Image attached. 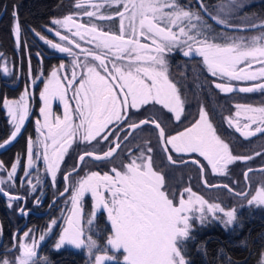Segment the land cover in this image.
<instances>
[{"label":"snow or ice","instance_id":"1","mask_svg":"<svg viewBox=\"0 0 264 264\" xmlns=\"http://www.w3.org/2000/svg\"><path fill=\"white\" fill-rule=\"evenodd\" d=\"M84 2L93 10L82 11V14L89 18V22L93 17H98L99 23L86 27L77 23L73 15H67L63 19L51 21L55 28L45 26L47 31L54 32L64 43H54L32 29L34 35L51 49L73 57L71 74H67L69 65L65 63L51 71L50 78L40 93L44 101V106L40 109L43 124L40 120L36 121L37 137L26 138L25 153L15 155L10 170L0 162V169L6 172V176L0 175V195L7 198L6 206L9 209L14 207V201L25 199L13 191L18 167L25 157L24 174L19 180L21 185L25 181L31 185L32 194L36 192V184L43 183L39 178L33 183V173L29 171L37 166V162L42 161L45 165L43 173L50 177V182L55 187L61 164L74 141L89 145L103 141L109 144L107 151L102 154H96L95 151L84 152L79 156L76 167L64 174L66 187L59 193V197L71 192V208L66 217V226L62 228L52 250L59 251L65 245L86 249L89 258L94 256V261H90V264H104L105 261L117 259L115 254H109L108 246L114 252L122 250L123 264H191L187 245L194 239L192 233L197 226H207L218 221L227 230L236 220L237 210L228 209L221 203L209 202L203 196L193 193L191 187L183 189L178 202L175 193L170 198L165 191L164 177L155 170L153 148L149 142L135 146L139 150L138 155L133 148H129V162H121L120 170L113 167L111 172L114 175L108 172L101 175L99 172L90 171L76 182H72L71 178L84 167L87 158L111 162L110 158H114L123 149L131 134L148 124L154 125L158 143L171 165L185 163L182 159H175L171 153H199L207 160L213 173L223 175L233 162L252 160L254 156L251 155H233L229 143L218 134L203 105L199 108L195 122L175 135H168L163 126L164 121L157 117L142 119L139 123H129V120L132 109L139 110L149 104L160 105V110H167L176 121L182 119L186 98L182 96L178 82L169 78L168 72L167 57L176 51H180L186 58L201 57L207 71L214 78V87L223 94L237 91L232 83L234 81H264V31L250 39L226 36L224 32L215 33L204 17L233 32L264 29V21L259 24L247 23L243 27L234 25L230 17L245 6L240 0H221L216 5L215 15L209 11V6L203 0H198L197 12L185 10L179 0ZM77 9L82 10L83 5L78 4ZM101 10L111 11L113 15H101ZM12 16L15 21L12 35L19 44L21 29L15 6ZM115 19L120 20L118 33L101 30L104 21ZM59 29H66L73 38L62 34ZM75 37L94 45V49L81 48ZM141 38H147L151 43H141ZM72 44L81 49L83 61L73 51ZM36 55L39 57L40 53ZM88 57L98 63H89ZM252 62H255V66ZM32 72L29 60L30 77ZM61 72L65 75L61 76ZM0 74L5 77L15 74V65L10 69L7 61L0 62ZM217 79L221 82H216ZM63 81H67V84L64 85ZM53 84L55 87H52ZM257 90H264V82L238 88L241 93H253ZM68 91L72 92L71 99L75 101V108L68 103ZM50 97H58L64 103L62 118L53 116ZM4 107L8 112L11 130L8 137L0 143V149L13 143L22 132L30 111L28 89L25 88L15 100L5 99ZM242 107L244 112L249 113V123L241 127L238 121L233 124L232 118H226L228 126L235 127V131L244 138L257 133L264 134V107L236 105L237 109ZM253 126L254 130H250ZM255 156H264V152H257ZM192 163L199 162L194 160ZM206 171L207 166L201 165V180L209 188L222 187L235 197L246 199L248 206H264V180L256 187L254 194L250 190L237 192L228 184H208ZM260 171L264 172V167ZM252 172L251 168L244 172L245 180L249 184L252 183ZM185 193L188 194L186 199ZM86 194H90L93 200L90 215L84 213ZM56 198L54 197V202ZM34 203L40 206L39 196ZM17 212L23 216L28 215L25 205H21ZM100 212L107 214L112 229L105 245L98 244L91 231ZM85 215L86 222H82ZM57 223V219H52L47 230L38 239L34 235L35 230L29 229L22 236L19 230L13 233L12 247L0 241V251L3 253L0 264H37V260L42 259L38 257L37 248ZM2 235L3 228L0 225V237ZM29 237L32 238L31 243L28 242ZM14 251L19 254L14 259L9 258ZM259 264H264V255L261 256Z\"/></svg>","mask_w":264,"mask_h":264},{"label":"trees","instance_id":"2","mask_svg":"<svg viewBox=\"0 0 264 264\" xmlns=\"http://www.w3.org/2000/svg\"><path fill=\"white\" fill-rule=\"evenodd\" d=\"M77 1L80 0H0V60L6 58L11 66L15 65V74L9 77H3L0 74V143L8 137L9 127L3 110V100L16 98L23 87L25 86L26 73L29 72V60L33 69V74H41L40 79L47 75L49 69L57 65L63 58L53 54L46 45L42 44L37 36L34 35L32 29L40 32L46 38L50 37L45 29V26L53 27L51 20L62 18L66 15L75 13L78 9L75 7ZM221 0H203V3L209 6V11L215 15V4ZM245 6L234 12L230 20L234 25L243 27L247 23H256L264 21V0H241ZM180 5L184 6L187 3L185 0H179ZM191 3V2H190ZM17 11V17L20 25L19 44H17L12 29L14 18L12 13ZM187 10L199 11V2L192 0ZM111 12V11H106ZM204 19L211 26L215 33L224 32L226 36L251 38L258 36L264 29H255L248 31L226 30L217 25L206 16ZM112 22H116L115 20ZM99 23V22H97ZM104 24V22H103ZM220 42V41H218ZM37 53L40 56L37 57ZM169 78L174 82H178V87L182 96L186 98L185 111L180 121H176L171 114L166 110H160L159 105H145L141 109L131 110V122H137L141 119L157 117L164 121V127L167 129L168 135H175L179 131H183L186 127L191 126L198 118V111L203 105L209 114L213 126L217 129L218 134L226 143H229L230 150L233 155L238 156H254L250 161H235L227 167L226 174L215 175L210 172L206 163L195 153L193 154H175L171 153L177 160H185L194 158L201 165L207 166L205 178L208 184L215 183L228 184L235 191H245L243 182V172L248 168L259 167L264 164V156L256 157L255 153L264 152V134L257 133L252 137L243 138L234 129L228 126L226 118H231L236 110V105H248L254 107H264V90H257L253 93H241L238 90L230 94H223L214 87L213 77L207 71L199 57L186 58L183 57L180 51H176L167 57ZM216 82H221L217 79ZM264 82H232L233 85L250 86L253 83ZM42 81L35 86L32 92V98L38 104L37 94ZM37 106V105H36ZM126 135V133H125ZM33 136V128L27 126L18 134L16 140L0 151V162L8 166L12 163L17 153L24 154L26 148V138ZM145 141L149 142L153 148V163L155 170L160 172L164 177L166 188L165 191L171 194L175 193L176 201L180 199V193L183 189L191 187L192 192L203 196L209 202L221 203L222 206L237 210V218L233 225L227 230L219 223L213 221L207 226H197L193 231V240H190L188 249V259L191 264H258L262 255H264V208H254L244 205L245 200L235 197L223 188L206 189L199 180L198 168L191 164L185 163L180 165H171L166 159L163 150L161 149L157 133L154 127L149 125L142 126L131 134L130 140L121 151L110 158L111 162L100 161L94 162L87 158V163L83 168L78 170V173L73 175L71 180H79L90 171H96L100 174L110 172L113 167H120L121 162L128 163V149L133 148L134 153L138 154L139 150L135 147L142 145ZM92 145L74 141L65 159L61 164L56 178L55 187L52 186L50 179L38 169L35 173L36 177L42 179L43 183L36 184V192L30 194L28 185L20 186L16 179V187L13 190L24 199V204L28 213L26 216H20L17 209L22 205V201H14V207L9 209L7 200L0 196V225L3 228V235L0 241L8 247H12V236L19 230V234L29 229H34V235L42 234L47 230V227L52 219H57L58 223L55 228L48 232L46 240L38 248L37 264H90L94 261V256L89 258L86 249L72 250L71 248H62L59 251L52 249L54 238L57 236L61 223V216L64 215L61 211L67 207L69 194L60 197L56 202L47 209L48 203L57 196L63 189V175L75 168L76 158L79 154L86 151H95L102 153L109 147L108 143L101 141L100 143H92ZM91 149V150H90ZM35 171V170H34ZM0 175L6 176L3 169ZM19 176V172L17 173ZM264 177V172H252L249 184V190H254L258 178ZM36 183V179L34 180ZM5 190H8L7 185ZM40 197V206L35 205L36 197ZM243 205V206H241ZM90 200L88 196L84 199V213L90 215ZM45 212V213H44ZM32 213H44L41 216H35ZM85 215L83 221H86ZM97 239L98 244L105 245L108 235L111 232L110 225L106 220L104 213L100 212L95 219L94 227L91 230ZM221 250L223 252L221 253ZM109 254H115L117 259L114 262L106 264H123L121 252H114L108 246ZM3 253L0 251V256ZM18 252L10 253L9 258L14 259Z\"/></svg>","mask_w":264,"mask_h":264},{"label":"rangeland","instance_id":"3","mask_svg":"<svg viewBox=\"0 0 264 264\" xmlns=\"http://www.w3.org/2000/svg\"><path fill=\"white\" fill-rule=\"evenodd\" d=\"M195 1L198 2V0H195ZM240 1H241V0H240ZM91 2H92V3H103V0H91ZM185 2H186L187 4L184 5L183 7L185 8V10H187L186 7H187L189 4L192 3V0H185ZM190 2H191V3H190ZM220 2H221V1H220ZM220 2H218V3H216V4L214 5V6H215V7H214L215 9H216V5H218ZM78 4H82V5H83V9H82V10L78 9L75 13H73V14H69V15H73V16H74V18L76 19V22H77V23L84 24L86 27H91L94 23L99 22L98 17H93V18H92V21L89 22V18L86 17V16H84V15L82 14V11H91V10H93V9L89 6L88 3H85L84 0L77 1L76 4H75V7H76V8H77V5H78ZM121 10H123V9L121 8ZM216 11H217V9H216ZM101 15H113V12H107V13H106L105 10H101ZM66 16H67V15H66ZM64 17H65V16H64ZM64 17H62V18H55V19H63ZM230 18H231V17H230ZM52 20H53V19H52ZM52 20H51V21H52ZM115 21H116V22H112V21H104V24H103V27H102L101 30H103V31H107V32H117V33H118L120 20H119V19H115ZM125 23H127V20L125 21ZM137 24H138V20H137ZM55 27H56V26L53 25L52 28H55ZM59 30L61 31L62 34H64V35H69L70 39L73 38L72 35H71V33H68L66 29H59ZM45 31H46V33L50 36V37H48V38H46V39H51V40H53L54 43H64V42H61V41L59 40V38L56 37V36L54 35V32H49V31H47L46 29H45ZM73 31H75V28H73ZM37 38H38V37H37ZM38 39H39V38H38ZM74 39H75L77 42H79V43L81 44V48H91V49H94V47H95L94 45H90V44H88L86 40H85V41H80V40H79V37H75ZM39 41H40L42 44L46 45L47 48H48L49 50H51V52H53V54H56V55H58L60 58H63V60H61L57 65L51 67V68L49 69V71L47 72V75H46L44 78H42V79H40V77H41L40 72H39V73H36V74H33V73H32V76H31V77L29 76V72L26 73L25 86L23 87V89H22V91L20 92V94H19L16 98H13V99H7V100H15V99L19 98V96H20L21 93L25 90V88L28 89V103H29L30 111H29V116L26 118V120H25V124L23 125L22 129H23V128H27V126L30 125L31 128H33V136H32L33 139H35V138L37 137V135H38L37 132H36V126H37V125H36V121H37V120H40L41 124H43V116H42V114H41V112H40V109H41V107L44 106V101L42 100L40 93L44 90L45 83L49 80L51 71H52L54 68L58 67L61 63H65V64L69 65V71H68L67 74L70 76V74H71V60L73 59V57H69L67 54H61V53H59L58 51H56V50H54V49H51L47 44L44 43V41H41L40 39H39ZM140 42H141V43H145V44H150V43H151V41H150L149 39H147V38H141V41H140ZM71 47L73 48V51H74L75 53L79 54V59H80L81 61H83V60H84V55H83V53L81 52V49L76 48V47H75V44H72ZM194 57H199V56H194ZM199 58H200L201 61L203 62L202 58H201V57H199ZM4 61H7V65H8V67L11 69L12 66H11L10 62H9L6 58H1L0 62H4ZM88 61H89V63H98V62H93L91 57H88ZM252 63H253L254 66H255V62H252ZM109 67H111V64H109ZM27 68H29V67H27ZM206 69H207V68H206ZM77 71H79V69H77ZM101 74H103L102 71H101ZM60 75L63 76V75H65V73L61 72ZM3 77H5V76H3ZM8 77H9V76H8ZM37 77H39V79H37ZM5 78H6V77H5ZM40 81H42V83H41V85H40V89H39L38 94H37L38 104H36L35 101H34V99L32 98V92H33L35 86H37V85L39 84ZM63 84L66 85V84H67V81H63ZM250 86H252V85H250ZM250 86H248V87H250ZM52 87H55V85L53 84ZM234 87H236L237 90H238V88L241 87V86L234 85ZM242 87H244V86H242ZM67 96H68V98H69L68 103L71 105L72 108H75V101L71 99V97H72V92H71V91H68V92H67ZM4 101H5V100H3V110H4V114H5V117H6V121H7L8 127H9V134H10L11 126L9 125V116H8L7 109L4 107ZM50 104H51V111H52L53 116H60V117L62 118L63 115H64V111H65V105H64V103H62L58 97H50ZM36 105H37V106H36ZM159 106H160V105H159ZM241 106H248V105H241ZM160 107H161V106H160ZM251 107H254V106H251ZM255 108H259V107H255ZM166 111H167V110H166ZM238 111H239V116H237V112H238ZM248 115H249V113L244 112L243 107H242L241 109H237V108H236V110H235L233 116L231 117V118L233 119V124H235V123L238 121L239 124H240V126L243 127V125H244L245 123H249V121H248V119H247ZM173 118H174V117H173ZM78 122H79V121H77V123H78ZM125 126H126V125H125ZM254 127H255V126H253V128L250 129V130H254ZM231 128L235 130V127H231ZM237 133H238V132H237ZM9 134H8V135H9ZM238 134H239L240 136H242L240 133H238ZM242 137H243V136H242ZM114 138H115V137H113V139H114ZM243 138H244V137H243ZM1 143H2V142H1ZM91 145H92L91 147H94L93 144H91ZM1 150H3V149H0V151H1ZM90 150H91V149H90ZM138 154H139V153H138ZM138 154H136V155H138ZM195 154H196L197 156H199V157H200V158L206 163V165H207V160H206L204 157H201V156L199 155V153H195ZM13 161H14V159H13ZM13 161H12V163H13ZM91 161H92V160H91ZM94 162H95V161H94ZM99 162H100V161H99ZM12 163H11V164H12ZM11 164H10V166H11ZM25 164H26V157H25L24 160L21 161V164H20V166L18 167V170H17V173L19 172V176H17L16 179H17V181H18V185H19V187H20V186H23L24 184H25V185H28L29 187H31V185H29L26 181L24 182L23 185H21L20 180H19V177H20L21 175L24 174V165H25ZM125 164H126V163H125ZM207 166H208V169L210 170V172H211L212 174L219 175V173H213V172H212V170H211V166H209V165H207ZM44 167H45V165L42 163V161H40V162H37V166H36L34 169H30V170H29V171H31V172L33 173V183L35 182L34 180L36 179V178H35V177H36V174H37V173H35L36 170L38 169L39 172H42L43 169H44ZM116 168H117V170H120V167H119V166L116 167ZM111 169H112V168H111ZM111 169H110L109 174H110V175H114V173L111 172ZM9 170H10V167H9ZM34 170H35V171H34ZM0 171H1V169H0ZM101 175H103V174H101ZM48 178L50 179V177H48ZM262 180H264V177L260 176V177L258 178V180H257V184L255 185L254 190L252 191V194L255 193V189H256V187L259 186V184H260V182H261ZM76 181H78V180H74V182H76ZM247 191H249V188H248ZM67 194H69V199H68V202H67V207H66V208H63V209L61 210V211L63 212L64 215L61 216V223H60V226H59V230H58L57 236L54 238V245H55V243H56L57 240H58V237H59L60 232L62 231V228H63L64 226H66V217H67V215L70 214L68 210L71 208V203H70L71 192H68ZM86 196H88V198H89V200H90V209H91V210H90V214H91V212H92L93 200H92L90 194H86ZM187 196H188V194L185 193V199L187 198ZM248 198H251V197L249 196ZM244 205L248 206V205H247V200L245 201ZM251 207H254V208H264V206H255V205H253V206H251ZM19 208H20V207H19ZM104 214H105V216H106V220L108 221V219H107V214H106V213H104ZM19 215H20V214H19ZM220 215L222 216L223 214H220ZM20 216H21V215H20ZM22 216H23V215H22ZM82 222H86V221H83V220H82ZM215 222H218V221H215ZM108 223H109V225H110V229H111V223H110V221H108ZM23 226H24V224L21 226V228H20L19 230H21V229L23 228ZM54 227H55V226H54ZM54 227H53V229H54ZM55 228H57V227H55ZM111 231H112V229H111ZM50 232H51V231H50ZM40 235H41V234H37V235H35V237L38 239ZM21 236H22V235H21ZM31 239H32L31 237L28 238V242H29V243H31ZM42 243H43V242H41V245H42ZM41 245H40V246H41ZM54 245H53V248H54ZM40 246H38V248H40ZM38 248H37V250H38ZM62 248H71L72 250H78V249H75L74 247H72V246H70V245H65V246H63ZM109 248L111 249L110 246H109ZM111 250H112V249H111ZM112 251H113V250H112ZM115 252H121V253H122V258H121L120 261L123 263V252H122V250H116ZM18 254H19V253H18ZM114 261H115V260H112V261H105L104 264L109 263V262H114ZM258 264H259V263H258Z\"/></svg>","mask_w":264,"mask_h":264},{"label":"water","instance_id":"4","mask_svg":"<svg viewBox=\"0 0 264 264\" xmlns=\"http://www.w3.org/2000/svg\"><path fill=\"white\" fill-rule=\"evenodd\" d=\"M142 120V119H141ZM140 121V120H139ZM139 121H137V123H139ZM149 126H151V127H154V125H151V124H148ZM143 126H145V125H143ZM126 127V126H125ZM156 133H157V131H156ZM129 133H126V135H128ZM115 139V138H114ZM114 146V145H113ZM162 149V148H161ZM108 150V149H107ZM107 150H105V151H107ZM83 153H81V154H79L78 156H77V158H76V164H77V162H78V160H79V156L80 155H82ZM96 154H102V153H96ZM164 155H165V159H166V161L169 163V161L167 160V156H166V154L164 153ZM88 159H90V160H92V158H88ZM198 161V160H196V159H194V158H188V159H185V160H183L185 163H191V164H193V165H195L197 168H198V170H199V180H200V183H201V185L204 187V188H206V189H217V188H222V187H217V188H209L207 185H205V183L201 180V177H200V167H201V164H200V162L199 163H192V161ZM93 161V160H92ZM95 162H99V161H95ZM185 163H183V164H185ZM76 164H75V167H76ZM170 164V163H169ZM177 165H180L179 163L177 164ZM261 167H264V164L262 165V166H259V167H254V168H251V169H253V172H259L260 171V168ZM249 169V168H248ZM248 169H246L245 171H247ZM244 171V172H245ZM69 172V171H68ZM244 172H243V175H242V177H243V182H244V184H245V191H247L248 190V188H249V184H248V181H246L245 180V177H244ZM62 179H63V183H64V189H65V187H66V182H65V180H64V175H63V177H62ZM212 185H223L222 183H215V184H212ZM64 189L61 191V192H63L64 191ZM224 189V188H223ZM226 190V189H225ZM227 191V190H226ZM228 192V191H227ZM0 196H2L4 199H6L7 200V198H5L3 195H0ZM21 197V196H20ZM55 197H57L56 199H55V202H56V200L57 199H59L60 197H59V194L57 195V196H55ZM23 198V197H22ZM21 201H22V205L24 204V199H21ZM54 198L48 203V206H47V209L48 208H50L54 203ZM28 213H31V211L30 210H28ZM45 213V212H44ZM44 213H32L33 215H35V216H41V215H43Z\"/></svg>","mask_w":264,"mask_h":264}]
</instances>
